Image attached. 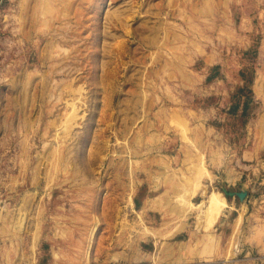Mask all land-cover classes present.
Wrapping results in <instances>:
<instances>
[{
    "label": "rangeland",
    "instance_id": "obj_1",
    "mask_svg": "<svg viewBox=\"0 0 264 264\" xmlns=\"http://www.w3.org/2000/svg\"><path fill=\"white\" fill-rule=\"evenodd\" d=\"M0 264H264V0H0Z\"/></svg>",
    "mask_w": 264,
    "mask_h": 264
},
{
    "label": "water",
    "instance_id": "obj_2",
    "mask_svg": "<svg viewBox=\"0 0 264 264\" xmlns=\"http://www.w3.org/2000/svg\"><path fill=\"white\" fill-rule=\"evenodd\" d=\"M231 194H234V193H231ZM237 194H238V196H239L240 198L243 199V198L246 196V191L237 192Z\"/></svg>",
    "mask_w": 264,
    "mask_h": 264
}]
</instances>
